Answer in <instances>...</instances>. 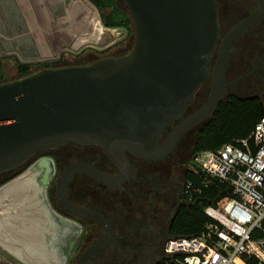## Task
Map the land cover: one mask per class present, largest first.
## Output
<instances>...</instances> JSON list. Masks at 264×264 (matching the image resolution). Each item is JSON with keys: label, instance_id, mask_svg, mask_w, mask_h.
Returning a JSON list of instances; mask_svg holds the SVG:
<instances>
[{"label": "water", "instance_id": "1", "mask_svg": "<svg viewBox=\"0 0 264 264\" xmlns=\"http://www.w3.org/2000/svg\"><path fill=\"white\" fill-rule=\"evenodd\" d=\"M121 1L134 31L132 47L126 53L42 67L0 83V174L19 169L33 155L66 143L99 147L117 173L72 165L61 174L55 195L69 212L94 219L109 235L113 229L106 219L68 200L71 174L84 171L98 181L116 185L128 172V154L144 160L167 154L183 133L211 117L226 97L231 82L225 80V73L232 43L264 13V0H256L255 10L219 38L216 0ZM207 79L206 102L160 144L161 130L181 116ZM108 243L84 250L76 264H85L89 255Z\"/></svg>", "mask_w": 264, "mask_h": 264}, {"label": "flooded vegetation", "instance_id": "2", "mask_svg": "<svg viewBox=\"0 0 264 264\" xmlns=\"http://www.w3.org/2000/svg\"><path fill=\"white\" fill-rule=\"evenodd\" d=\"M234 3L236 15L229 28L257 6L256 0H234ZM229 15L228 12L225 16ZM235 44L239 56L249 57L247 60L237 59V69L241 74L230 76L228 66ZM229 57L225 73V80L231 82L228 93L230 89L244 93L246 90L239 86L241 82L249 78L256 79L257 75L261 77L256 70L258 63L264 60V13L254 25L235 38ZM239 77L243 78L234 81ZM205 81L196 89L192 101L185 106L181 116L161 130L160 144L169 139L172 130L180 122L206 102L209 87L206 88ZM202 123H197L183 133L163 157L144 160L128 154L129 169L120 184L103 183L84 171L71 174L66 189L68 200L106 219L112 226V235L94 219L69 212L56 200L55 195L61 174L72 165L96 167L106 173L116 174L117 167L101 149L94 145L66 143L33 155L10 178L21 174L12 183L29 201V210L27 213L13 210L10 214H14L12 219L16 223L22 224L21 216L31 221V225L24 226L21 233L22 243L35 241L39 244L35 253L13 241L9 248L0 241V248L20 264H76L84 250L109 240L106 246L89 255L85 264H145L159 260L163 242L170 236L169 229L175 214L179 206L186 202L184 183L190 166V153L196 138L194 135ZM28 173L30 177L26 178ZM3 222L10 223L11 217L4 216Z\"/></svg>", "mask_w": 264, "mask_h": 264}, {"label": "built area", "instance_id": "3", "mask_svg": "<svg viewBox=\"0 0 264 264\" xmlns=\"http://www.w3.org/2000/svg\"><path fill=\"white\" fill-rule=\"evenodd\" d=\"M189 170L186 201L219 182L231 193L219 207L203 208L208 221L198 234L165 240L164 264H242L244 256L264 264V116L248 138L193 154Z\"/></svg>", "mask_w": 264, "mask_h": 264}, {"label": "rangeland", "instance_id": "4", "mask_svg": "<svg viewBox=\"0 0 264 264\" xmlns=\"http://www.w3.org/2000/svg\"><path fill=\"white\" fill-rule=\"evenodd\" d=\"M218 2L220 3L217 9L221 38L233 23L231 21L236 15L234 13L236 2L234 3V0H218ZM6 3L7 1L3 2L1 0V7L4 4L6 5ZM228 12L231 15L226 17L225 15ZM14 20L18 19L15 18ZM133 41L134 31L127 34L124 29L119 28L116 30L105 26L100 13L88 0H44V37H39L38 39L17 38L11 40V44H8L6 40L3 42L0 39V64L2 71L0 83L17 77L16 64L19 62L29 63L30 71L42 68V63L46 61L59 60L63 61V63H68V61L75 60L76 63H85L95 60L102 54H124L132 47ZM215 57L216 50L214 51L210 70ZM230 57L229 75H240L241 72L237 69V59L247 60L249 56H239V51L235 44ZM253 58L254 56H252ZM256 72L261 74L260 78L257 75L256 79L249 78L239 84L243 90H246L244 93H236L233 89H230L229 93L235 92L239 96L260 95L264 91V60L258 63ZM204 84L206 88L209 87L208 80ZM194 137H196V134ZM4 200L5 198L0 193V225H3L1 221L4 217L1 212H4L3 209L6 208L5 205H2ZM21 237L22 235L20 234L19 238ZM11 241L12 236L8 235L6 243H2L9 248ZM35 248L36 246L32 247L31 251L34 252ZM162 256L161 254V258ZM11 262L15 261L0 248V264H11ZM154 262L151 261L145 264H153ZM15 263L20 264L18 262Z\"/></svg>", "mask_w": 264, "mask_h": 264}, {"label": "trees", "instance_id": "5", "mask_svg": "<svg viewBox=\"0 0 264 264\" xmlns=\"http://www.w3.org/2000/svg\"><path fill=\"white\" fill-rule=\"evenodd\" d=\"M100 13L105 26L126 30L127 34L132 33L133 24L127 8L121 0H88ZM218 3V0H216ZM103 53V52H101ZM109 55V54H108ZM102 54L98 58L108 56ZM96 58V59H98ZM95 59V60H96ZM77 64L75 60L63 63V61H46L43 67L62 66ZM29 63L19 62L16 64L17 77L29 74ZM2 75L0 64V76ZM264 116V91L260 95L239 96L228 93L220 101L218 107L211 117L203 121L196 131V138L192 145L193 154L205 150H217L226 143L235 142L237 139L248 138L254 125ZM20 170H13L11 173L0 174V185L8 181ZM192 178L190 170L187 171L186 179ZM0 193L10 201L9 211L18 210L27 213L29 201L11 182L0 188ZM231 193L229 183H218L204 189L203 193L195 199L186 201L179 206L175 217L170 225V236H191L198 234L207 223L208 218L203 214L206 205L219 207ZM11 208V209H10ZM32 237V236H31ZM154 263H165L159 259ZM242 264H259L253 256H244Z\"/></svg>", "mask_w": 264, "mask_h": 264}, {"label": "crops", "instance_id": "6", "mask_svg": "<svg viewBox=\"0 0 264 264\" xmlns=\"http://www.w3.org/2000/svg\"><path fill=\"white\" fill-rule=\"evenodd\" d=\"M7 1L3 7L0 5V39L8 44H11V40L17 38L38 39L44 37V0H2ZM1 3V0H0ZM8 18V20H7ZM18 20H14V19ZM2 205L6 206L1 212L3 216H10L11 222L15 224H5L4 228L0 225V239L1 242H5L8 239V235L12 236L13 243L19 244L23 249L31 251V248L38 245V242H23L19 236L23 233L24 226L31 225L29 218L21 216L22 224H16L12 216L14 214L9 211L10 201L5 198ZM2 216V217H3ZM6 220V219H5ZM6 233V234H5ZM22 235V234H21ZM4 243V244H5ZM35 253V252H34Z\"/></svg>", "mask_w": 264, "mask_h": 264}, {"label": "bare ground", "instance_id": "7", "mask_svg": "<svg viewBox=\"0 0 264 264\" xmlns=\"http://www.w3.org/2000/svg\"><path fill=\"white\" fill-rule=\"evenodd\" d=\"M27 177H30V173H28V174L26 175V178H27Z\"/></svg>", "mask_w": 264, "mask_h": 264}]
</instances>
